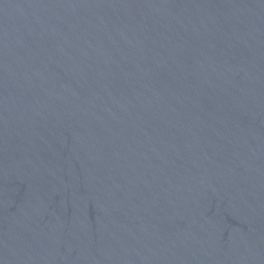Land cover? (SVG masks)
Instances as JSON below:
<instances>
[{
    "label": "water",
    "instance_id": "water-1",
    "mask_svg": "<svg viewBox=\"0 0 264 264\" xmlns=\"http://www.w3.org/2000/svg\"><path fill=\"white\" fill-rule=\"evenodd\" d=\"M0 264H264V0H0Z\"/></svg>",
    "mask_w": 264,
    "mask_h": 264
}]
</instances>
